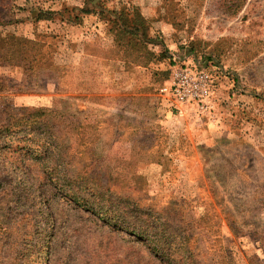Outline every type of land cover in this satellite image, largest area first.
<instances>
[{
	"label": "rangeland",
	"instance_id": "374dc122",
	"mask_svg": "<svg viewBox=\"0 0 264 264\" xmlns=\"http://www.w3.org/2000/svg\"><path fill=\"white\" fill-rule=\"evenodd\" d=\"M84 2L0 0V56L14 35L23 57L0 58V118L22 117L0 136V264H264V0H106L147 19L169 55L147 65ZM186 65L215 77L209 118L160 91ZM89 178L170 243L79 204Z\"/></svg>",
	"mask_w": 264,
	"mask_h": 264
},
{
	"label": "trees",
	"instance_id": "16d2710c",
	"mask_svg": "<svg viewBox=\"0 0 264 264\" xmlns=\"http://www.w3.org/2000/svg\"><path fill=\"white\" fill-rule=\"evenodd\" d=\"M84 3H85L84 7L81 8L82 12L84 13L95 12L100 16L99 19L105 21L107 20L112 23L111 33L114 37V41L116 42L118 48L122 50L123 52L122 54L125 57L128 54L129 47L132 45L137 46L138 52L135 56L137 64L147 65L153 62L154 60L160 61L163 60L164 58L169 57L166 51H161L157 53L147 49L146 47L147 43L152 42V37L149 35L150 27L147 23V19L142 15V13L137 8H132L133 10L124 9L120 7L109 8L107 7L106 0H85ZM39 18L41 17H37V19ZM74 18L75 20H77L78 16L76 15V17ZM7 38L8 39L6 40V42H3V45L1 46V48L6 47L5 48L6 50L2 53L3 55H1L0 58L4 57V55L7 54L9 56H5L6 60L10 61L12 60L11 58H14V55L16 54V58L20 59L21 61L23 57L22 58L20 57L21 54L17 52L16 47H14L12 45L13 43H11L10 41L13 40L21 43L22 38L16 37L14 35H10ZM7 61H0V63ZM169 76H170V71H168L166 77L168 78ZM51 111L52 110L50 109L42 107L38 109H33V111L29 113V115L31 116V118L32 117L34 118V117L42 116L46 112H51ZM21 119L22 117H18L17 115L11 116L8 119L0 118V136H5L6 133H10L14 131V129H12V126L16 123H19ZM35 154L38 156H42L43 151L39 150ZM115 184L112 183V186L115 187ZM93 185L95 186L93 187ZM94 189H98V190H94ZM89 190H93L94 192L92 196L89 194L90 195L89 205H88V201L86 203L84 202V197H82L81 194L73 193L71 196L79 204H84V206L88 207L90 210L98 213L101 218L108 220L109 222H113V224L119 225L139 237L147 238L148 240H150L151 244H156L159 250H162L160 248V244L164 245L170 243L169 236L166 237V234H163L165 229H158L156 227H153L151 225V221L143 215V214H147L146 212L143 211L142 215L139 214L140 212H137L141 210L139 207L130 210L127 200L124 201L123 198L121 197L122 199L120 200L119 203L120 206L118 205L115 208L106 209V204L110 200L104 197L105 195L102 194L104 192L102 190V186L98 184L95 179L93 181L91 178H89ZM114 190L112 188L106 189V191H110L111 193L118 195L117 194L118 192ZM130 218L139 220L140 223L138 224L134 223L130 220ZM152 234L158 236L159 239H152L153 238L151 237ZM168 256L169 253L167 254V257Z\"/></svg>",
	"mask_w": 264,
	"mask_h": 264
},
{
	"label": "built area",
	"instance_id": "2783aa9c",
	"mask_svg": "<svg viewBox=\"0 0 264 264\" xmlns=\"http://www.w3.org/2000/svg\"><path fill=\"white\" fill-rule=\"evenodd\" d=\"M215 88V77L209 70L186 65L174 68L160 91L182 105L193 107L202 119L210 117Z\"/></svg>",
	"mask_w": 264,
	"mask_h": 264
},
{
	"label": "crops",
	"instance_id": "0c3cea01",
	"mask_svg": "<svg viewBox=\"0 0 264 264\" xmlns=\"http://www.w3.org/2000/svg\"><path fill=\"white\" fill-rule=\"evenodd\" d=\"M92 30H93V29H91V28L89 27V34L92 32Z\"/></svg>",
	"mask_w": 264,
	"mask_h": 264
}]
</instances>
